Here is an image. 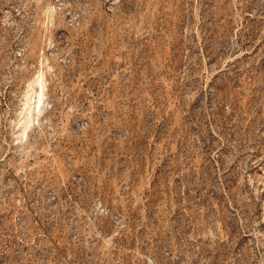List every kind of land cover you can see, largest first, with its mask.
Wrapping results in <instances>:
<instances>
[{
    "label": "rangeland",
    "instance_id": "1",
    "mask_svg": "<svg viewBox=\"0 0 264 264\" xmlns=\"http://www.w3.org/2000/svg\"><path fill=\"white\" fill-rule=\"evenodd\" d=\"M0 264H264V0H0Z\"/></svg>",
    "mask_w": 264,
    "mask_h": 264
}]
</instances>
